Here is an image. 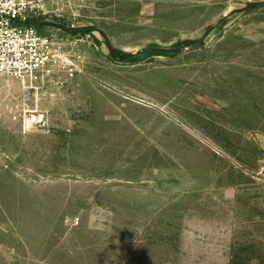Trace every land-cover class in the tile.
<instances>
[{"label":"rangeland","instance_id":"rangeland-1","mask_svg":"<svg viewBox=\"0 0 264 264\" xmlns=\"http://www.w3.org/2000/svg\"><path fill=\"white\" fill-rule=\"evenodd\" d=\"M36 3L75 68L0 75V264H264V0Z\"/></svg>","mask_w":264,"mask_h":264},{"label":"built area","instance_id":"built-area-1","mask_svg":"<svg viewBox=\"0 0 264 264\" xmlns=\"http://www.w3.org/2000/svg\"><path fill=\"white\" fill-rule=\"evenodd\" d=\"M36 1L0 0V75L30 84L42 82L61 67L69 71L75 68V59L27 24L39 7ZM22 114L27 126L45 124L35 109L25 107Z\"/></svg>","mask_w":264,"mask_h":264},{"label":"trees","instance_id":"trees-1","mask_svg":"<svg viewBox=\"0 0 264 264\" xmlns=\"http://www.w3.org/2000/svg\"><path fill=\"white\" fill-rule=\"evenodd\" d=\"M112 53H113V55H114V56H116V57H117V54H116V52H115V51L113 52V50H112Z\"/></svg>","mask_w":264,"mask_h":264}]
</instances>
